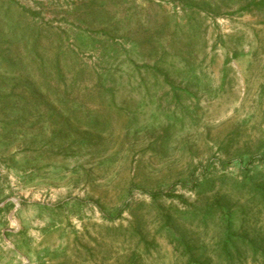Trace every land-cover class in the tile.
<instances>
[{
  "label": "rangeland",
  "instance_id": "rangeland-1",
  "mask_svg": "<svg viewBox=\"0 0 264 264\" xmlns=\"http://www.w3.org/2000/svg\"><path fill=\"white\" fill-rule=\"evenodd\" d=\"M259 187L264 0H0V237L19 263L228 264L229 223L233 264H264Z\"/></svg>",
  "mask_w": 264,
  "mask_h": 264
},
{
  "label": "trees",
  "instance_id": "trees-1",
  "mask_svg": "<svg viewBox=\"0 0 264 264\" xmlns=\"http://www.w3.org/2000/svg\"><path fill=\"white\" fill-rule=\"evenodd\" d=\"M261 192L262 198L264 200V189L259 187L258 188ZM152 197H167L172 198L173 196L170 193H156ZM214 209H209L205 213V218L211 217L214 213ZM224 236L221 239V246H220V253L221 256L224 257V259L228 262V264H233L235 255H240V252L238 251L237 247L239 243H244L243 238L240 236H237L235 233L231 232V225L229 223L224 224ZM245 245H247L251 251L255 249V245L253 242H245ZM254 253H257V249L254 250ZM203 264V263H202Z\"/></svg>",
  "mask_w": 264,
  "mask_h": 264
},
{
  "label": "crops",
  "instance_id": "crops-1",
  "mask_svg": "<svg viewBox=\"0 0 264 264\" xmlns=\"http://www.w3.org/2000/svg\"><path fill=\"white\" fill-rule=\"evenodd\" d=\"M5 239L0 237V264H24L16 260L14 253L8 249Z\"/></svg>",
  "mask_w": 264,
  "mask_h": 264
}]
</instances>
